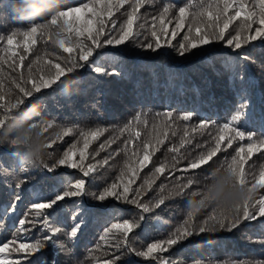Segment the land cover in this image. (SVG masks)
I'll return each mask as SVG.
<instances>
[{
	"label": "snow or ice",
	"instance_id": "1",
	"mask_svg": "<svg viewBox=\"0 0 264 264\" xmlns=\"http://www.w3.org/2000/svg\"><path fill=\"white\" fill-rule=\"evenodd\" d=\"M146 2L147 0L115 2L92 0L91 5L64 8L48 15V19L41 17L40 20L44 21L42 23L34 22L23 30H13L7 35L6 40L0 36V41L8 45L18 37L25 38L27 44L24 45V50L28 51L39 39L47 35L51 43L61 49L62 53H69L63 64L60 62L62 53L60 55L46 53L48 59L43 63L48 68L38 77L32 74L31 65H28V77L25 78L21 73L20 78L14 80L18 88V98L14 103L11 99L6 101L5 95L0 94V101H5L0 103V109H3L0 113V125L13 110L26 107L33 102L44 104L54 90V85L67 94L65 86L69 74L76 76L78 70L101 84L111 83L120 73L115 66H110L103 60L108 54L104 50L109 47L128 48L131 45L133 49L138 48L158 55L175 54L188 59L205 54L209 46L221 43L228 49L224 53L228 59H225L222 67L234 84L239 80L237 95L240 96V101L234 105L231 114L223 123L200 121L198 126L200 129L213 127L216 135L212 137L213 146L191 160L187 169H200L213 161L217 153L232 147L235 141H243L245 143L235 148V155L227 162L225 169L233 178L234 186L238 184L246 187L247 198L231 207L216 206L220 209L218 212L214 211L199 218L196 213L200 208L207 206L208 203L205 201L210 198V194L205 191L198 192L204 198L192 205L180 225L169 230L162 238L138 246L136 240L140 232L147 234L150 229L157 228L162 221L159 213L167 207L166 202L187 195L194 181L189 179L183 185H176L168 189L167 194H163L162 185L161 194L145 199L146 193L155 183L157 174H163L168 170L166 165L161 164L154 168L152 179L145 180L143 184L133 188L136 176L152 161L153 155L159 150L157 145L164 144L168 132H157L154 137L148 133L145 137L141 131L134 130L133 122L129 121L119 129L121 133L125 131L134 133L124 141L125 154L127 155L130 146L131 155L125 160L120 176L110 184L105 182L102 187L90 183L101 175V170L108 165L111 155L102 160L96 158L101 151L115 143L116 139L100 144L98 151H88L91 141L98 139L104 129L98 127L82 130L80 136L83 137V147L73 144L64 150L62 155H52L48 152L49 159L35 168L27 166L22 168L17 159L15 166L0 163V181H9L7 188L0 182V202L6 205L3 212H0V220L5 215L9 219L15 217L13 225L16 229L11 238L5 237L0 240V264H139L136 259H132L133 257L155 264H173L172 260L161 254L175 251L177 247L194 245L197 240L212 247L209 237H213L216 245H219L228 241L231 234L240 232L247 223L264 219V194H260L259 199L254 198L259 189H264V163L259 165L258 175L253 174L251 177L245 168L254 152L264 157V109L259 113L258 134L250 129L256 112L247 95V85L252 82L249 68V64L253 62L252 49L254 46L264 49V0H199V3H189L185 6L165 3L159 15L152 17L151 25L147 21L137 23L140 19V9ZM125 5L130 8L124 12L126 20L117 24L114 10L119 12ZM33 11L38 13L40 9ZM82 11H87L95 20L85 19L81 27L73 28L76 37L73 40L72 36L67 34L69 28L66 18ZM170 13L173 14L171 18ZM104 15L109 17L107 22L103 18ZM79 19L80 17H74V21ZM173 19L175 27L170 29L169 24ZM233 22H238L235 34L229 31ZM106 23L111 27H106ZM134 25L136 29H144L148 33L144 40L139 39L140 33L134 29ZM184 29L186 31L183 32L182 38L177 39V36L181 35L178 30ZM73 52L75 55H72ZM53 55L55 62L52 59ZM23 60L24 56L21 55L19 64L13 61V72L22 65ZM212 70L217 69L213 66ZM2 92L3 83L0 82V93ZM43 114L44 110L33 121L31 128L39 129L41 133L46 134V149L54 150L56 141L71 135L73 127L59 126L53 121L45 120ZM142 115L146 114H137L134 118L137 124L140 123ZM156 115L164 117V129L171 128L174 117L172 111ZM192 117L193 113L186 112L178 119L187 122ZM144 123L147 124V120ZM57 128L59 131L53 135V130ZM171 134L175 136L176 132L172 131ZM187 136L188 132L185 131L184 137ZM185 143L190 141L182 138L180 147H184ZM169 151L177 153L179 148L172 147ZM3 155L8 154L0 149V159ZM172 159L176 161L177 157L173 156ZM66 169L76 170L78 175L69 173ZM124 176H128L127 181L122 179ZM30 187L31 196L27 194ZM93 187L96 191L91 190ZM88 201H116L120 205L133 206L135 211L124 214V209L114 206L95 244L89 249L88 257L80 260L75 257L76 250L89 227L86 218L89 214ZM18 210L21 214L16 216ZM225 233L229 235H224ZM258 242L264 244V240ZM97 252L101 255L96 256ZM258 264H264V261H259Z\"/></svg>",
	"mask_w": 264,
	"mask_h": 264
},
{
	"label": "trees",
	"instance_id": "2",
	"mask_svg": "<svg viewBox=\"0 0 264 264\" xmlns=\"http://www.w3.org/2000/svg\"><path fill=\"white\" fill-rule=\"evenodd\" d=\"M18 3L20 4L18 11L21 13L40 9L38 12L39 20H32L31 23L44 22L40 18L48 19L50 10L55 6L54 0H18ZM91 3L92 0H62L61 9L78 8L83 4L91 5ZM165 3L185 6L189 3H199V0H147L140 9V19L137 23L147 21L151 25L152 17L159 15ZM125 10H130L128 5H125L124 9L119 12L114 10V18L117 24L126 20ZM74 14L66 18L69 28L67 34L71 35L73 40L76 39L75 33L72 31L73 28L81 27L85 19L95 20L87 11H82L78 16L80 19L74 21L72 16ZM172 15L170 13L169 17L171 18ZM103 18L106 22L109 19L107 15H104ZM26 27H28L26 23L13 19L12 0H0V36L5 37L6 40L7 35L13 30H23ZM106 27H111V25L106 23ZM173 27H175L174 19L169 24L170 29ZM236 27H238V22H233L229 31L235 34ZM134 29L140 33V40H144L148 35L144 29H136L135 25ZM157 30H159L158 22ZM178 31L181 32V35L177 36V39H181L186 29ZM25 44H27V40L23 37L14 39L11 45L0 41V82L3 83V92L0 94L5 95L6 101L11 99L13 103L18 98V88H16L14 80H18L21 73L25 78L28 77V65H31L32 74L38 77L48 68L43 63L45 59H48L46 53H55L56 55L62 53L61 49L51 43L47 35L43 39H39L28 51L24 50ZM104 51H107L108 54L103 57V60L110 66H115L120 75L111 83L101 84L91 80L86 73L78 70L76 76L69 74L65 86L67 94L54 85V90L44 104L33 102L26 107L22 106L13 110L11 114L7 115L5 122L0 125V149L3 150V153L8 154L3 155L0 163L6 166H15L18 160L22 168L25 166L35 168L40 164L37 162L33 165L32 158L29 157L28 153L36 136L42 134L39 129L31 128V124L42 110H44L43 119L53 121L59 126L73 127L71 135L63 137L62 140H57L55 149L47 150L43 154L46 160L49 159L48 152H51L52 155H62L63 151L73 144L83 147V137L80 136L82 130L87 131L98 127L104 129L103 134L98 139L91 141L88 151H98L100 144L116 139L115 143H112L105 151H101L96 158L102 160L111 155L108 165L101 170V175L95 181H90V183L101 187L104 186L105 182L110 184L120 176L125 160L131 155L130 146L127 155L125 154L124 141L134 133L128 131L121 133L120 128L132 121V128L141 131L142 136L145 137L148 133L154 137L157 132L167 131L168 138L164 144L157 145L159 150L155 152L148 166L136 176L132 187H138L145 180L152 179L154 168L161 164L166 165L168 170L163 174H157L155 183L152 185V189L146 193L145 199L161 194L162 185L163 194H167L168 189L176 185H183L189 179L193 180L194 183L187 195L166 202L167 207H164L163 211L159 213L162 217L160 225L155 229H150L147 234L141 231L136 240L139 246L162 238L169 230L180 225L186 218L187 212L191 210L192 205L200 199V197H194L192 194L206 190L209 185L219 180L224 174L227 162H230L232 156L235 155V148L245 143L235 141L232 147L217 153V156L208 165L196 170L187 169L191 160L213 146L212 137L216 135V130L213 127L200 129L198 127L200 121L211 120L223 123L227 119L231 110L234 109V105L240 101V96L237 95L239 80L234 84L230 76L223 70V62L228 59L224 53L228 49L221 43L209 46L205 54L188 59L178 57L175 54L169 56L161 53L158 55L138 48L133 49L131 45L128 48L124 46L109 47ZM133 51L135 52L134 55L132 54ZM262 54H264V49L259 46L253 47V62L249 64L252 82L247 85V95L256 112L255 120L250 125V129L258 134L260 131L259 113L264 109V55ZM21 55L24 56L23 63L13 72V61L19 64ZM72 55H75V52ZM68 57L69 53H62L60 62L63 64L65 58ZM52 59L55 62V55L52 56ZM213 66L217 70H212ZM4 102L0 101V103ZM166 111L174 113L173 122L169 129H164V117L162 115L157 117L156 115ZM2 112L3 109H0V113ZM186 112L193 113L192 119L187 122L179 120L178 117ZM137 114H146L141 116L139 124L134 119ZM145 120H147V124L144 123ZM153 125L156 127L154 128ZM193 129L196 130L193 131ZM58 131L59 128L53 130V135ZM172 131L176 132L175 136L171 134ZM185 131L188 132L187 137H184ZM25 138L27 139L25 140ZM182 138L190 141V143H185L184 147L181 148ZM172 147L179 148V152H170L169 149ZM76 151L78 154V149ZM173 156L177 157L176 161H173ZM262 163H264V157L254 152L252 159L245 164L250 177L253 174L258 175L259 165ZM9 171H11L10 167ZM66 171L78 175L76 170L66 169ZM122 179L127 181L128 176H124ZM0 182L3 183V187H9L8 180ZM14 182L13 180L12 183L14 184ZM91 190L96 191V188L93 187ZM27 194L32 195L31 187ZM260 194H264V189H259L254 198L259 199ZM114 206L124 209V214L135 211L133 206L120 205L116 201H88L89 214L86 218L89 227L76 250L75 258L85 260L88 257L89 249L95 244L98 234L102 231L105 220L112 214ZM5 207L6 205L0 202V212H3ZM22 208L23 205H21ZM219 210L209 203L200 208L196 215L203 218ZM20 214L21 211L18 210L16 216ZM14 219L15 217L9 219L5 215L0 220V240L5 237L11 238L12 233L16 231L13 225ZM224 235L229 234L225 233ZM23 238L27 239V237ZM209 239L212 241V247H208L202 241L197 240L194 245L177 247L175 251L161 255L167 256L173 261V264H258L259 261H264V244L258 242L264 240V219L247 223L240 232L231 234L228 241L219 245H216L213 237H209ZM95 255L101 254L97 252ZM132 259H136L139 264H155V262H149L138 257Z\"/></svg>",
	"mask_w": 264,
	"mask_h": 264
},
{
	"label": "clouds",
	"instance_id": "3",
	"mask_svg": "<svg viewBox=\"0 0 264 264\" xmlns=\"http://www.w3.org/2000/svg\"><path fill=\"white\" fill-rule=\"evenodd\" d=\"M54 4L55 6L50 10L49 15L55 14L57 11L61 10L62 0H54ZM19 8L20 4L18 3V0H12L13 19L15 21H22L30 27L32 25V20H39V14L37 12L31 10L27 13H21L18 11ZM46 144L47 135L43 133L38 134L28 153L29 157L32 158L31 162L33 165L37 162L42 163L46 161L43 155L47 152ZM204 191L210 194V198L205 202L218 207H231L236 203L242 202L248 196L246 187L238 184L234 186L233 178L226 169H224L223 176L213 184L209 185ZM192 195L194 197H200L197 203L204 198L198 193H193Z\"/></svg>",
	"mask_w": 264,
	"mask_h": 264
},
{
	"label": "rangeland",
	"instance_id": "4",
	"mask_svg": "<svg viewBox=\"0 0 264 264\" xmlns=\"http://www.w3.org/2000/svg\"><path fill=\"white\" fill-rule=\"evenodd\" d=\"M73 16V18L74 17H78L79 16V13H75L74 15H72ZM72 16H70V17H72ZM72 19V18H71Z\"/></svg>",
	"mask_w": 264,
	"mask_h": 264
},
{
	"label": "bare ground",
	"instance_id": "5",
	"mask_svg": "<svg viewBox=\"0 0 264 264\" xmlns=\"http://www.w3.org/2000/svg\"><path fill=\"white\" fill-rule=\"evenodd\" d=\"M211 49V48H210ZM214 50V49H213ZM222 62V61H221Z\"/></svg>",
	"mask_w": 264,
	"mask_h": 264
}]
</instances>
